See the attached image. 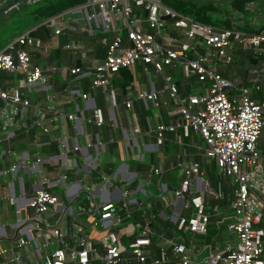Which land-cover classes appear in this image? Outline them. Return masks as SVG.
Listing matches in <instances>:
<instances>
[{"label": "built area", "instance_id": "1", "mask_svg": "<svg viewBox=\"0 0 264 264\" xmlns=\"http://www.w3.org/2000/svg\"><path fill=\"white\" fill-rule=\"evenodd\" d=\"M35 1L39 0L25 3ZM65 13H82L89 34L97 30L109 34L100 38L105 47L103 58L86 72L70 67L71 74H87L89 88L106 90L120 67H132L137 61L148 64L162 84L158 88L152 83L147 88L137 87L135 97L154 107L171 102V110L180 117L148 124L143 130L134 124L128 131L120 130L119 138L109 136L107 141L98 132L86 133L83 146L76 139L68 142L53 135L40 118L30 117L27 127L36 129L33 143L38 144L37 135L42 133L57 142V151L34 158L31 167H36L37 181L31 183L29 192L20 182L18 203L27 209L15 225V244L0 245V264H264V153L256 147L264 128V99L250 96L251 88L264 85V62L249 68L247 83L219 72V67L232 61L235 46L258 54L264 44V28L242 32L213 25L162 0H82L41 18L38 25L57 34L67 25ZM34 44L38 39L22 31L0 48V74H20L18 84L4 87L0 83L2 114L5 109L16 113L29 104L21 87L46 84L49 67L30 61L26 46ZM64 47L76 48L81 57L85 56L79 42L71 40ZM166 67L180 68L185 78L193 77L190 90L180 93ZM194 81L199 84L194 86ZM164 91L167 99L160 100ZM109 92L112 94V89ZM81 97L88 99V92H82ZM123 105L132 108L129 98ZM90 107L89 113L79 111L80 116L94 126L102 125L101 108L93 103ZM53 113V118L76 117L70 112ZM176 129L183 135L190 129L199 134L203 157L214 162L216 173L228 177L231 187V215L225 225L230 237L215 241L210 254L200 261L191 259L197 247L193 240L206 232L209 216L218 207L207 210L198 192L202 173L199 161L178 159V176L172 185L163 180L160 162L148 163L140 176L127 161L128 152L133 150L138 160L142 159L138 136L151 137L160 145L165 133ZM112 141L117 142L121 156L107 171L91 154L104 150L106 142ZM6 151L10 156L15 154L9 148ZM15 169L16 164L10 163L5 171ZM216 188L214 195L221 198L222 189L219 185ZM154 198L161 201L159 209ZM231 234H235V241ZM29 242L32 256L26 263L21 261L17 247Z\"/></svg>", "mask_w": 264, "mask_h": 264}, {"label": "crops", "instance_id": "2", "mask_svg": "<svg viewBox=\"0 0 264 264\" xmlns=\"http://www.w3.org/2000/svg\"><path fill=\"white\" fill-rule=\"evenodd\" d=\"M70 6L71 5H68L61 10L68 9ZM63 16L68 19L67 25L57 34H53L49 30L45 34L46 37L38 41V48L40 53L44 56H41L39 52L31 55V63L42 67H49L46 72V84L41 87H21L22 96L28 99L29 104L16 113L10 114L7 109H5L4 114L0 113V245L15 244L16 236H18L15 225L18 219L25 216L27 209L22 207L21 203H18V198L21 197L17 196V192L20 182L23 183L25 190L24 179L29 180L30 189L31 183L34 184L37 181L36 167H31L34 158L36 156L42 158L47 155H54L57 151V142L50 139L45 134H38V144L36 145L33 143V134H35L34 130L36 129L27 127L30 117L40 118L41 123L46 125L53 135L62 138L65 141L68 140V142H70V139H76L77 144L80 146H83V143L88 138L86 133L98 132L100 138L103 141H107L109 136L119 138L120 130L123 131V129H125L124 131H128L134 124H136L140 130H143L148 124H156L158 121L172 122L180 117L179 113L171 110L174 108V105H172L171 102L167 105L160 103L155 106L153 117L145 116V122L141 124L138 123L133 106L132 108L124 107L123 101L126 98H129L131 102L138 99L135 97V90L137 87L147 88L150 83H152L155 88L161 86L162 81L159 75L156 74L148 64L146 65L137 61L132 67H130L133 78L130 82V87L125 94L118 93V90L113 85V78L116 73L112 75L106 90H102L99 87L89 88V76L87 74H71L69 72L70 67L78 66L81 70L86 72L91 68L93 62L103 58L105 47L100 38L105 36V31L97 30L92 34L87 33L84 29L87 22L82 13H65ZM21 19H27L29 22H25V26L20 29V32L28 31L29 34L31 30L36 29L40 21V19L34 21L27 18V16L26 18ZM31 36L37 39V36ZM12 37L13 35L11 38ZM10 40L11 39H8V41ZM71 40L81 43L85 51L84 57L80 56L78 49H68L64 47V43ZM260 52L259 54H262V59L260 61L264 62V44ZM259 62L254 64H259ZM252 65V62L247 59H235V61H231L230 63L219 67V72L224 76L232 78L238 83H247L249 68ZM167 68L169 67L165 68L166 72H168ZM177 69L181 72L180 68ZM151 74L154 76L153 78H151ZM170 74L172 75L173 81L177 84L178 91L180 93L185 92L182 91L183 82L176 81L177 77L175 73ZM19 80L20 74L18 73L2 72L0 74V83L4 87L9 84H18ZM110 89L113 91L112 94L109 92ZM25 91H31V93L27 94ZM82 92H88L89 98H82ZM50 94L52 95L51 97H49ZM166 95V91L162 92L160 94V100L166 98ZM250 96L254 100L264 99V85L257 90L251 88ZM97 98L100 102L98 105H96ZM92 103L95 106L100 107L102 110L104 122L100 126H94L93 124L86 122L79 114V111L89 113L91 111L90 106ZM144 105L146 106L147 103H144ZM53 110H58L63 113H74L76 117L62 119L53 118ZM46 140L47 142L44 143ZM137 145L140 150L139 153L142 154L141 160H145L147 163L143 167V170H141V173L138 172L137 167L129 162V155L132 152H135L133 150L127 154V161L131 165V168L142 176L148 163L160 162L164 168L162 178L164 173H168L163 180L169 185H172L173 181L176 180V177L178 176V171L175 167V163L178 159L182 157H190L199 161L202 173L199 175L200 189L198 192L202 195L207 210L212 209L214 205L218 207V211L211 213L209 218L211 216H222V218L219 219L221 222H215L214 228H212L214 223L209 225L213 229H210V231H214V235L210 238L212 240L206 242L210 247L213 246L215 239L218 237L219 231L221 230V227L218 231L215 230L216 226L218 224L221 225L224 222L223 227L225 228L226 222L230 218L231 212L229 200L231 198V193H228L229 196L227 195V202L220 204L216 201H211L214 199L220 200L221 198H217L214 195V190L217 188L210 192L206 183V179H208V176L206 175L207 167H209L211 163L213 167L215 166L212 160L210 161L203 157L201 152L203 141L199 134L190 129L188 134L183 135L180 129H176L175 132H166L165 138L160 145H155L153 138L141 135L137 138ZM109 146H112V148L110 149ZM117 146L118 144L115 141L106 142L104 150H98V153L95 154L93 152L91 155L93 157L95 155L99 162H101L103 168L108 171L114 166V164L119 162L118 160L121 156V152L120 149H117ZM256 147L264 153V128L257 137ZM7 148L12 149L15 154L11 156L8 155L6 153ZM82 152H84L83 147ZM78 155L80 156L79 151ZM152 155H155V160H149ZM10 163L16 164L14 172L5 171ZM213 173L215 176L220 175L216 172ZM220 176L223 177V183L225 182V185L231 190V187L228 185V177L223 175ZM92 181H96V178H93ZM217 183L221 188V182L217 181ZM25 197L26 195H24V198ZM61 197L64 196L61 194ZM19 201L21 200L19 199ZM156 202H158L157 198H154V205L159 209L161 205L157 207ZM169 208L171 207L169 206L167 210H169ZM9 215H11L12 219L9 218ZM225 215L226 217L223 218ZM207 230L208 228L206 229V232ZM206 232L194 237L195 241L193 240V243H195L196 246L199 241H201L202 244L204 243V235ZM229 237L230 234L227 232L224 239ZM221 241L222 240H219V242ZM17 250L20 253L21 261L26 263L31 262L29 259L32 256L30 242L17 247ZM203 257L204 256L199 258L198 261Z\"/></svg>", "mask_w": 264, "mask_h": 264}, {"label": "rangeland", "instance_id": "3", "mask_svg": "<svg viewBox=\"0 0 264 264\" xmlns=\"http://www.w3.org/2000/svg\"><path fill=\"white\" fill-rule=\"evenodd\" d=\"M47 1L49 0L35 1L21 8H14L15 10L12 9L10 13H4L0 8V27H2L0 29V48L6 44L9 36L19 33L20 29L25 26V22H29L27 19L19 18L20 14L35 12L34 9H30L37 8ZM181 9L189 14L207 20L213 25L234 27L242 32H254L255 30L264 28V0H181ZM8 15L10 16L8 17ZM235 48L238 47L235 46ZM153 77L151 74V78ZM25 92L27 94L31 93V91ZM213 169V172H216L215 167ZM20 213L22 214L21 211ZM225 217L226 215L223 216V218ZM9 218L12 219L11 215H9ZM217 226L215 230L218 231L220 227L221 230L215 241L223 240L227 235V230L222 225L218 224ZM214 227L215 223L212 228ZM231 238L235 241V234H231ZM209 254L210 245L206 241L203 244L199 241L197 247L191 253V259L198 260L202 256H208Z\"/></svg>", "mask_w": 264, "mask_h": 264}, {"label": "trees", "instance_id": "4", "mask_svg": "<svg viewBox=\"0 0 264 264\" xmlns=\"http://www.w3.org/2000/svg\"><path fill=\"white\" fill-rule=\"evenodd\" d=\"M4 1L6 2L7 0H0V5H2L4 3ZM82 0H49L41 5H39L37 8H31L30 10L34 9L35 12H30L29 14H20L19 18H29L32 20H39L41 17L47 16L49 14H52L58 10H61L63 8H65L68 5H71L73 3L79 2ZM162 2L164 4H167L169 6H171L172 8H174L175 10L187 14L195 19H198L200 21L203 22H208L207 20H204L200 17H197L196 15H192L187 13L186 11H184L183 9H181V0H162ZM25 6V5H23ZM22 6V7H23ZM21 8V7H20ZM7 15V14H6ZM10 15H8L9 17ZM0 29H2V27H0ZM259 30V29H258ZM49 29L47 27H45L44 25H38L36 27V29L31 30L30 31V35H35L37 36L36 38L39 40L44 39L46 37V32H48ZM257 31V30H255ZM105 36L109 37L107 32H104ZM8 39H11V36L8 37ZM29 55H30V59H31V55L33 53H40V50L38 48V45H31L27 47ZM261 53V52H260ZM41 54V53H40ZM41 56H44L41 54ZM235 59H247L248 61L252 62V64L254 63H258L261 59H262V54H252L251 51L249 50H243V49H239V48H234L233 50V58L232 61H235ZM78 63V62H76ZM131 68L128 66H124V67H120L117 72L116 75L113 78V85L116 87V89L118 90V93H122L125 94L126 91L128 90V88L130 87V82L132 81L133 78V74L132 71L130 70ZM169 73H175L176 74V81H182L183 82V87H182V91H188L190 90V80H193L194 78L191 77L190 78H185L182 73L178 70V69H172V68H167ZM195 83V81H194ZM199 83H195L194 86H197ZM100 104L98 98L96 100V105ZM132 106L133 109L136 113V117L138 120V123L143 124L145 122V116H151L153 117V111L155 109V107H153V105H150L149 103H147V105L145 106L144 103L140 100V99H136L132 102ZM109 148L111 149L112 146H109ZM156 157L155 155L150 156L149 160H155ZM129 162L132 165H135L138 169V172L141 173V170H143V167L146 165L147 161L145 160H138V154L136 152H132L129 155ZM204 168L206 169V167L204 166ZM213 166L212 163L209 165V167H207L206 170V175L208 176V179H206V183L208 185L209 191H213L217 186L218 183L217 181L221 182V188H222V192L223 195L221 197L220 200H211L212 202L216 201L217 203H223V202H227V197L229 196L228 193H230V190L228 189V186L225 185V182L223 183V177L220 175H214L213 170H212ZM107 169V168H106ZM168 175V173H164L163 178H165ZM176 180L173 181V183H175ZM24 185H25V190L29 191L30 187H29V180L28 179H24ZM191 192V191H190ZM193 192V191H192ZM211 195V193H210ZM228 195V196H227ZM158 202H156L157 207L161 205V201L159 199H157ZM159 204V205H158ZM219 215V214H218ZM222 218V216L220 217H214L211 216L209 218L208 221V225H207V232L204 235L205 237V241H210L212 239H210L213 235H214V231H210V229H212L209 225H211V223H215L217 221H219V219ZM224 222L221 224L222 226ZM213 230V229H212Z\"/></svg>", "mask_w": 264, "mask_h": 264}, {"label": "water", "instance_id": "5", "mask_svg": "<svg viewBox=\"0 0 264 264\" xmlns=\"http://www.w3.org/2000/svg\"><path fill=\"white\" fill-rule=\"evenodd\" d=\"M13 2H16L15 5H13ZM23 5H26L25 0H7L5 3H3L0 8L4 11V13H10L14 8H20Z\"/></svg>", "mask_w": 264, "mask_h": 264}, {"label": "bare ground", "instance_id": "6", "mask_svg": "<svg viewBox=\"0 0 264 264\" xmlns=\"http://www.w3.org/2000/svg\"><path fill=\"white\" fill-rule=\"evenodd\" d=\"M13 5H15V2H13Z\"/></svg>", "mask_w": 264, "mask_h": 264}]
</instances>
